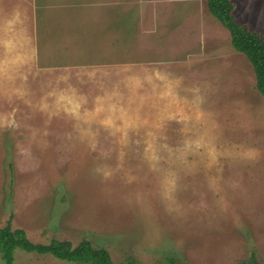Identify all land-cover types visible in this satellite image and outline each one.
I'll return each instance as SVG.
<instances>
[{"label": "rangeland", "instance_id": "1", "mask_svg": "<svg viewBox=\"0 0 264 264\" xmlns=\"http://www.w3.org/2000/svg\"><path fill=\"white\" fill-rule=\"evenodd\" d=\"M232 1L264 37V0ZM7 225L116 263L264 264V97L206 0H0Z\"/></svg>", "mask_w": 264, "mask_h": 264}, {"label": "trees", "instance_id": "2", "mask_svg": "<svg viewBox=\"0 0 264 264\" xmlns=\"http://www.w3.org/2000/svg\"><path fill=\"white\" fill-rule=\"evenodd\" d=\"M210 14L231 36V45L245 55L252 65L256 78V89L264 97V37L246 23H241L235 15L236 4L232 0H206ZM20 249L30 254L52 256L73 264H135L127 260L116 263L110 252L96 247L89 240L74 245L69 240L53 239L49 243H34L23 229H12L11 225L0 227V255L5 264L15 263V251ZM170 264H182L174 259ZM234 264H260L256 258Z\"/></svg>", "mask_w": 264, "mask_h": 264}]
</instances>
